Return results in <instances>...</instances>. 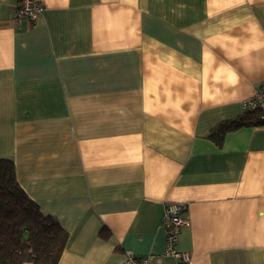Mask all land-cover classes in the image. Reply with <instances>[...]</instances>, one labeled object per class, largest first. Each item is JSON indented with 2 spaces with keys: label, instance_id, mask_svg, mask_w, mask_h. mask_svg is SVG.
<instances>
[{
  "label": "crops",
  "instance_id": "1",
  "mask_svg": "<svg viewBox=\"0 0 264 264\" xmlns=\"http://www.w3.org/2000/svg\"><path fill=\"white\" fill-rule=\"evenodd\" d=\"M0 0V159L68 237L57 264H152L168 202L187 264H264V0ZM103 231L106 236H103Z\"/></svg>",
  "mask_w": 264,
  "mask_h": 264
},
{
  "label": "trees",
  "instance_id": "2",
  "mask_svg": "<svg viewBox=\"0 0 264 264\" xmlns=\"http://www.w3.org/2000/svg\"><path fill=\"white\" fill-rule=\"evenodd\" d=\"M245 125H264V109H244L236 118L216 124L209 137L221 144L228 131ZM67 237L58 219L45 213L23 189L14 161L1 158L0 264H57Z\"/></svg>",
  "mask_w": 264,
  "mask_h": 264
},
{
  "label": "built area",
  "instance_id": "3",
  "mask_svg": "<svg viewBox=\"0 0 264 264\" xmlns=\"http://www.w3.org/2000/svg\"><path fill=\"white\" fill-rule=\"evenodd\" d=\"M44 10L39 0H18L16 6V17L26 19L33 23L39 14ZM244 109L255 108L257 106L264 109V80L261 81L255 95L243 102ZM187 205L182 201L168 202L165 206L163 225L167 228L166 246L163 255L172 256L178 260L179 264H187L191 261L188 252L178 249L180 232L183 226L189 225L187 216ZM154 255L143 256L128 253L123 264H152Z\"/></svg>",
  "mask_w": 264,
  "mask_h": 264
}]
</instances>
